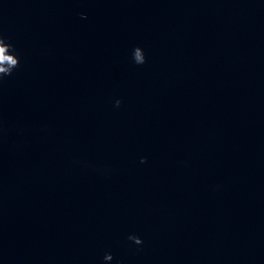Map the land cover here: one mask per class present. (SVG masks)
Here are the masks:
<instances>
[{
  "label": "water",
  "instance_id": "water-1",
  "mask_svg": "<svg viewBox=\"0 0 264 264\" xmlns=\"http://www.w3.org/2000/svg\"><path fill=\"white\" fill-rule=\"evenodd\" d=\"M0 264H264V0H0Z\"/></svg>",
  "mask_w": 264,
  "mask_h": 264
},
{
  "label": "clouds",
  "instance_id": "clouds-1",
  "mask_svg": "<svg viewBox=\"0 0 264 264\" xmlns=\"http://www.w3.org/2000/svg\"><path fill=\"white\" fill-rule=\"evenodd\" d=\"M3 49H0V58H2Z\"/></svg>",
  "mask_w": 264,
  "mask_h": 264
}]
</instances>
